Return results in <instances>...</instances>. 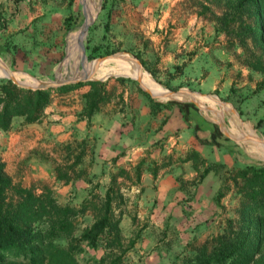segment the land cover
<instances>
[{"label": "rangeland", "instance_id": "obj_1", "mask_svg": "<svg viewBox=\"0 0 264 264\" xmlns=\"http://www.w3.org/2000/svg\"><path fill=\"white\" fill-rule=\"evenodd\" d=\"M224 16L225 28L219 25ZM73 17V28L66 32L64 23ZM231 20L225 0H0V79L25 85L71 78L99 82L108 101L100 107L107 115L110 104H105L119 105L121 99H115L125 91L142 96L141 91L152 100L140 89L148 91L145 84L157 92L160 87L208 96L215 100L203 103L193 95L179 101L155 93L164 101H152L194 102L195 110L181 125L209 131L214 126L220 134L219 148L210 152L196 150L184 135L179 144L167 139L146 144L145 132L157 131L167 117L162 120L164 114L154 109L157 116L141 115L133 123L129 112L131 139L144 138V150L132 152L140 146L137 140L109 150L106 134L97 129L104 125L100 116L83 114L81 95L89 89L84 86L53 94L37 123L14 119L7 132H0L3 174L14 187L73 207L77 231L102 216L110 188L109 216L117 219L121 244L116 251H123L128 264H170L196 250H213L217 237L234 235L241 226V197L230 173L264 167V160L252 156L264 148L254 149L244 138L253 133L264 144V123L255 124L264 120V44L246 31L254 25L247 13ZM122 61L134 75L115 66L106 77L96 75L98 67ZM215 101L229 104L233 117L221 114ZM216 114L231 139L222 135ZM206 168L210 171L201 177ZM6 195L14 198L11 190ZM103 253L85 248L77 259L82 263Z\"/></svg>", "mask_w": 264, "mask_h": 264}, {"label": "trees", "instance_id": "obj_2", "mask_svg": "<svg viewBox=\"0 0 264 264\" xmlns=\"http://www.w3.org/2000/svg\"><path fill=\"white\" fill-rule=\"evenodd\" d=\"M225 3L232 23L243 12L253 19V27H246V31L264 44V0H225ZM108 18L106 13L105 20ZM225 20L226 16L219 20L223 28L228 26ZM74 21V17L71 23L66 20V32L73 28ZM87 58L93 59L94 54L89 51ZM117 80L122 83L128 81ZM84 86L89 89L81 95L83 114L89 119L101 104L108 102L97 87L100 86L99 82H78L57 88L31 90L20 88L10 80L0 79V132H7L14 119H20L23 125L37 123L53 94L71 92ZM139 92L146 99L152 115H156L154 109L175 106L186 123L195 110L194 105L189 103L153 102L145 93ZM263 123L264 120L259 119L255 124L261 128ZM192 131L196 133L202 129L194 124ZM219 136L213 126L208 139L197 141L200 145L219 148L216 142ZM209 171L204 169L200 176H205ZM229 179L241 197L239 231L234 235L217 237L214 240L217 245L211 251L196 250L190 256L175 259L170 264H264V167H239L230 173ZM8 190L13 191L14 198H7ZM219 194L220 191L217 196ZM103 206L102 216L89 227L77 231L73 221L77 213L73 207L59 206L49 196H34L26 189L12 186L10 179L3 174L0 162V264H128L123 260V251H116L121 249V244L117 219L109 216L110 188L104 193ZM85 248H101L104 253L99 258L89 257L81 263L77 255L83 253Z\"/></svg>", "mask_w": 264, "mask_h": 264}, {"label": "crops", "instance_id": "obj_3", "mask_svg": "<svg viewBox=\"0 0 264 264\" xmlns=\"http://www.w3.org/2000/svg\"><path fill=\"white\" fill-rule=\"evenodd\" d=\"M70 64H72V62ZM67 67H68V65H66V68ZM71 67L76 68L77 63H75V66H72V65L69 66V68H71ZM141 89L144 90L142 87H141ZM144 91H146V90H144ZM149 94H150V96H152L153 99H155L157 101H164L163 99L155 98V96L152 95L151 93H149ZM204 97L205 98H198V97H196V98L203 100L202 101L203 103L211 102V101L215 100V99H212L208 96H204ZM118 98L121 99V101L119 102V105L114 106L113 105L114 100H111L109 103L105 104V105L110 104L108 106V111H110L108 113V115L106 114L107 109H102V107H99L98 112L93 114L91 116V118L99 115L100 119L102 121V124L104 123L103 126H99L97 129L100 131H104V133L106 134L105 141L107 142V144H110V146L108 148L109 150L113 149V148H111V146H113L114 148H116L117 146L125 147V146L129 145L130 143L135 142V140H137L136 143L140 146L136 147L135 146L136 143H134L135 147L131 148V149H132V152L134 154H136L137 152L139 153L140 150H144V148H143L144 138L138 140L136 137H134V139H131V135H132V133L134 134V132L132 131L131 124H130V122H128L127 118L133 116L132 122L135 123L136 118L139 119V117H141V115H144L147 118L148 117L153 118L157 115L151 114L149 107L147 106L146 101L139 94L136 95L133 92L128 94L125 91L124 93L121 94L120 97L117 96V98L115 99V102H118ZM187 102H191V101H187ZM215 102H217V101H215ZM192 103H194V102H192ZM192 103H189V104H192ZM217 104L221 108V111L223 112V113L221 112V114H223L224 116H231V113L228 112L229 106H230L229 104H227V103L223 104L222 102H217ZM120 106L122 107V109H120L121 108ZM231 109H232V107H231ZM129 112L132 116L129 115ZM161 113L164 114V117H162V120H165L166 117H167V119L164 122L163 126H161V128H159V129H157V131L152 132V133L150 131L145 132L146 144H151V143L157 142L158 140H161V139H167V141L171 140L173 142V144L176 142H177V144H179V143H181L180 140H181L182 135H184V137H186V139H187V142L188 143L192 142L193 144H195L193 146V148H195L196 150H198L200 152L205 151L207 148L209 149L208 151L210 152V149L214 148L211 146L200 145L197 141V139H208L209 138L208 128H206V127L202 128L201 127L202 131H198L196 133H193V131L190 127L182 126L181 125V123H182L181 115L175 106L162 108ZM221 114H220V116H222ZM220 116L218 114L215 115L214 121L219 126V128L221 129L220 125H221V122L223 121V119ZM156 119H158V117ZM122 124H123V127H121ZM192 128H193V126H192ZM227 131H228V129L226 131H223L221 129L222 135L229 137L228 135H225V132L227 133ZM51 135L53 136L54 133H51ZM54 136H56V135H54ZM229 139H231V138L229 137ZM233 141L235 142V140H233Z\"/></svg>", "mask_w": 264, "mask_h": 264}, {"label": "bare ground", "instance_id": "obj_4", "mask_svg": "<svg viewBox=\"0 0 264 264\" xmlns=\"http://www.w3.org/2000/svg\"><path fill=\"white\" fill-rule=\"evenodd\" d=\"M80 38V37H79ZM73 42V41H71ZM71 44V43H70ZM73 46V45H72ZM111 66H115V67H119L120 69V72H124V73H127V74H130V75H134V73L131 71L130 67L128 66V62H125V61H122V62H115V63H111V64H108V65H105V66H100L98 67L95 72H96V75L98 76V78L100 77H106L108 76L109 72L108 70H111ZM134 70V68H133ZM135 71V70H134ZM138 73V72H137ZM3 75H9V73H3ZM95 76V75H94ZM13 79V78H11ZM139 79L143 80L142 77L139 75ZM14 80V79H13ZM16 80V79H15ZM14 80V81H15ZM17 81V80H16ZM18 83H21V84H24L22 82H19L17 81ZM144 87L153 95H155V93H159L161 94L162 96H166L168 98H170L171 100L172 99H177V100H181V99H184L186 96H195V97H198V98H205L204 96H201V95H196V94H192V93H189V92H185V93H182V91H177L176 93H173V94H169L170 91L168 90H164L162 88H158V92H157V89L155 87H152L150 85H147L145 84ZM218 109H219V106H218ZM229 113H231V117H233V111H231V109L229 108L228 110ZM217 115V114H216ZM231 121V120H230ZM232 122L233 121V118H232ZM236 131L239 132L241 130L238 131L237 129V126L235 127ZM240 134V132L238 133ZM241 136V135H240ZM245 139L249 140L253 146L254 149H262L264 148V144L262 143L261 140H259L253 133L251 134H247L245 135L244 137ZM248 141V142H249ZM242 143L250 146L248 144V142H244L243 140H241ZM264 151V149H263ZM252 156L255 157L256 159H260V160H264V153L262 154V152H259L258 155L254 154V152L252 151Z\"/></svg>", "mask_w": 264, "mask_h": 264}, {"label": "water", "instance_id": "obj_5", "mask_svg": "<svg viewBox=\"0 0 264 264\" xmlns=\"http://www.w3.org/2000/svg\"><path fill=\"white\" fill-rule=\"evenodd\" d=\"M91 23V22H90ZM89 23V24H90ZM88 27V26H87ZM87 27H86V30H87ZM86 30H85V33H86ZM104 59V58H103ZM5 79H8L10 80L13 84H15L16 86L20 87V88H24V89H31V90H35V89H48V88H57V87H60V86H63V85H68V84H75L77 82H80V81H83L85 80V78H71V79H68V80H62V81H47V82H42V81H39V80H35V82L37 84L35 85H25V84H21V83H18L16 81H14L13 79L9 78V77H5ZM141 89V88H140ZM142 90V89H141ZM144 91V90H142ZM146 92L149 96L150 94L148 93V91H144ZM180 92V91H179ZM174 92H169V94H173ZM152 98V96H150ZM195 107V106H194Z\"/></svg>", "mask_w": 264, "mask_h": 264}]
</instances>
